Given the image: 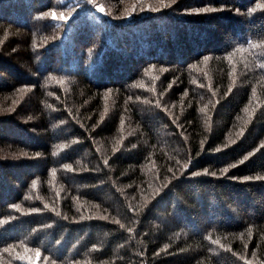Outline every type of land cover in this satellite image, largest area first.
Returning a JSON list of instances; mask_svg holds the SVG:
<instances>
[{"label":"trees","instance_id":"1","mask_svg":"<svg viewBox=\"0 0 264 264\" xmlns=\"http://www.w3.org/2000/svg\"><path fill=\"white\" fill-rule=\"evenodd\" d=\"M110 4L0 0V264H264V0Z\"/></svg>","mask_w":264,"mask_h":264},{"label":"rangeland","instance_id":"2","mask_svg":"<svg viewBox=\"0 0 264 264\" xmlns=\"http://www.w3.org/2000/svg\"><path fill=\"white\" fill-rule=\"evenodd\" d=\"M71 2H79L81 1V3H84L85 5H87V7L84 6V10L86 11L87 10V13H90V12H95L97 15H101V22L107 26L108 28L114 23L118 26H115L113 28V30H120V29H123V31H125V34L127 35V37H129L128 41L129 40H133L136 42L135 38L139 35H142V30L143 31H146V27L145 25L150 22V21H153V20H157V16L154 15L152 17H149V18H146V19H149L147 21L143 20V18H133L131 16H122L120 18H116L112 11V8L110 6H112V4H110V0L107 2V6L109 7L107 10H106V6H105V0H70ZM107 1V0H106ZM95 3V4H94ZM71 5V4H70ZM83 6H81L82 8ZM103 8V11H99L98 9L99 8ZM122 11L124 12V10L122 9ZM57 16L61 17L59 14H57ZM156 16V17H155ZM178 17H181L182 15L181 14H177ZM64 17V16H63ZM57 18V17H56ZM60 20V18L58 19ZM167 23V22H165ZM180 23V21H179ZM117 27V28H116ZM209 27V26H207ZM111 36V33L108 34V37ZM141 37V36H140ZM130 46V45H129Z\"/></svg>","mask_w":264,"mask_h":264},{"label":"snow or ice","instance_id":"3","mask_svg":"<svg viewBox=\"0 0 264 264\" xmlns=\"http://www.w3.org/2000/svg\"><path fill=\"white\" fill-rule=\"evenodd\" d=\"M161 2H163V0H161ZM166 6H168V5H166ZM261 7H264V5H262ZM98 10H99V11H103V8L101 7V8H99ZM153 10H156V9H153ZM200 11H207V9H201ZM197 14H199V13H197ZM60 18L63 19V16H61ZM53 19H56V15H55V13H53ZM25 155H26V154H25ZM224 171L226 172L227 169H225ZM33 187H35V182H33Z\"/></svg>","mask_w":264,"mask_h":264}]
</instances>
